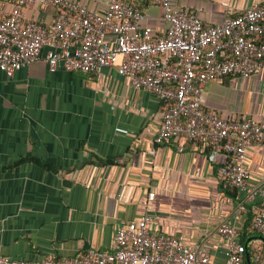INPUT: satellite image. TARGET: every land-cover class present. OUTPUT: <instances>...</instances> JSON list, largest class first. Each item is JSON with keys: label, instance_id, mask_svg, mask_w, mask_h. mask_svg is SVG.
Masks as SVG:
<instances>
[{"label": "crops", "instance_id": "crops-1", "mask_svg": "<svg viewBox=\"0 0 264 264\" xmlns=\"http://www.w3.org/2000/svg\"><path fill=\"white\" fill-rule=\"evenodd\" d=\"M69 1L99 13L110 3ZM223 1L170 0L206 26L223 22ZM229 1L241 12L264 0ZM141 8V26L165 35L162 9L149 3ZM25 13L48 26L57 10L33 4ZM205 106L229 119H260L264 67L249 78L212 79ZM165 110V102L133 90L115 69L101 76L52 71L41 59L13 78L0 72V255L40 260L50 254L79 257L91 248L113 251L118 229L150 212L153 233L203 245L214 264L229 258L219 226L230 222L248 248L247 263L254 264L255 250L264 251V236L255 230L251 212L242 210L244 195L220 174L227 157L210 163L208 145L193 140L157 143ZM245 164L250 187L264 188V143L248 148Z\"/></svg>", "mask_w": 264, "mask_h": 264}, {"label": "built area", "instance_id": "built-area-1", "mask_svg": "<svg viewBox=\"0 0 264 264\" xmlns=\"http://www.w3.org/2000/svg\"><path fill=\"white\" fill-rule=\"evenodd\" d=\"M163 11L167 31L153 34L141 26L146 15L141 4ZM11 4L13 11H6ZM33 4L57 10L51 25L30 20L25 9ZM221 24L206 26L189 10L170 0H110L103 12H92L69 0H0V72L9 78L43 59L49 69L101 76L115 69L133 90H146L165 102L166 110L156 141L177 140L207 144L208 161L220 167L226 183L244 195L242 210L251 212L255 230L264 236V188L250 187L246 168L248 148L264 143V115L260 119H229L205 106L206 85L215 78H249L264 67V1L236 12L223 1ZM183 145H180V150ZM149 194V200L155 198ZM246 204L249 209H246ZM150 212L118 229L113 251L88 249L79 257L40 260L0 255V264H214L203 245H188L182 236L155 234ZM229 245L225 264H248L247 246L230 222L219 226ZM254 264H264V251L256 249Z\"/></svg>", "mask_w": 264, "mask_h": 264}]
</instances>
